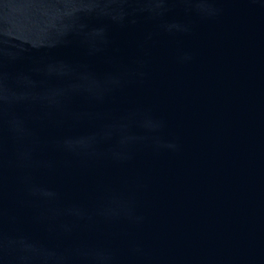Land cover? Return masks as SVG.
Wrapping results in <instances>:
<instances>
[{"label": "water", "instance_id": "95a60500", "mask_svg": "<svg viewBox=\"0 0 264 264\" xmlns=\"http://www.w3.org/2000/svg\"><path fill=\"white\" fill-rule=\"evenodd\" d=\"M0 264H264V0H0Z\"/></svg>", "mask_w": 264, "mask_h": 264}]
</instances>
